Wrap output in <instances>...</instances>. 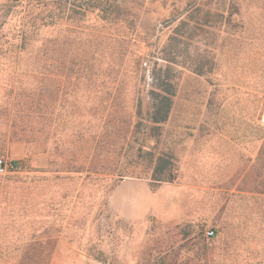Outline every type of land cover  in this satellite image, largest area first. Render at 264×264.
<instances>
[{
  "label": "rangeland",
  "instance_id": "obj_1",
  "mask_svg": "<svg viewBox=\"0 0 264 264\" xmlns=\"http://www.w3.org/2000/svg\"><path fill=\"white\" fill-rule=\"evenodd\" d=\"M170 1L140 14L185 32L152 123L104 0H0V264H264V0Z\"/></svg>",
  "mask_w": 264,
  "mask_h": 264
},
{
  "label": "trees",
  "instance_id": "obj_2",
  "mask_svg": "<svg viewBox=\"0 0 264 264\" xmlns=\"http://www.w3.org/2000/svg\"><path fill=\"white\" fill-rule=\"evenodd\" d=\"M156 1H160L162 7H168L169 0H104V5L101 7L100 11L102 13L101 18L104 19L113 30H116L119 26L122 30L119 34L114 33L108 39V49H112V52L117 55V62L119 66H123L129 58L136 57L134 60V68L139 65L142 61L141 56L135 55L134 46L142 48H149L148 56L154 59V64L151 69V88L148 92L149 106L148 114L149 119L152 123H162L164 122L169 114L171 98L174 95V76L175 72L171 71V64H177V55L179 53L177 42H179V37H184L185 32L173 31L169 37H167L164 46L158 47L159 36H155L157 32L158 23L152 26L144 27L142 23V15H147L149 10L147 6L153 4ZM176 0H171L170 5L174 8L168 17L164 20L167 25L171 24L175 20L184 24L187 19H184L185 15L189 14L190 8L199 7L198 2L193 3V0H184V7L181 11L175 10ZM184 14V16H182ZM188 20H192L195 23H199L197 20L191 19L190 16ZM187 20V21H188ZM161 23V22H160ZM199 25V24H198ZM118 30V29H117ZM114 32V31H113ZM154 46V49L151 48ZM163 59L166 63L164 66L158 65V59ZM93 56H83L79 59V64L87 65ZM145 60V59H144ZM145 62V61H144ZM172 72V73H171ZM136 115L141 113V101L137 104ZM165 165L161 168H157L154 172H165V170L170 169L171 165L170 156ZM162 180V179H159ZM165 180V179H164ZM166 180H171L167 178Z\"/></svg>",
  "mask_w": 264,
  "mask_h": 264
},
{
  "label": "built area",
  "instance_id": "obj_3",
  "mask_svg": "<svg viewBox=\"0 0 264 264\" xmlns=\"http://www.w3.org/2000/svg\"><path fill=\"white\" fill-rule=\"evenodd\" d=\"M5 171V163L4 160L2 159V157H0V173ZM213 230H208L206 233L207 235H212L213 234Z\"/></svg>",
  "mask_w": 264,
  "mask_h": 264
}]
</instances>
